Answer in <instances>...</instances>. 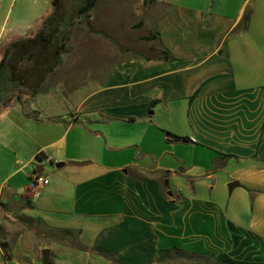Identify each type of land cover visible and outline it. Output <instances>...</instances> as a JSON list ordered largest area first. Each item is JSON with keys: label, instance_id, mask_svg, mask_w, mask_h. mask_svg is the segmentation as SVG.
<instances>
[{"label": "crops", "instance_id": "crops-1", "mask_svg": "<svg viewBox=\"0 0 264 264\" xmlns=\"http://www.w3.org/2000/svg\"><path fill=\"white\" fill-rule=\"evenodd\" d=\"M130 1L154 21L153 53L103 43L91 56L67 42L34 93L2 61L52 2L21 0L31 12L13 24L5 11L15 37L0 43V264L15 236L37 242L38 225L70 230L40 245L50 264H114L93 247L129 264H211L163 251L173 247L264 264V0ZM10 62L30 84L29 62ZM34 172L49 178L38 192Z\"/></svg>", "mask_w": 264, "mask_h": 264}, {"label": "rangeland", "instance_id": "rangeland-1", "mask_svg": "<svg viewBox=\"0 0 264 264\" xmlns=\"http://www.w3.org/2000/svg\"><path fill=\"white\" fill-rule=\"evenodd\" d=\"M2 1V0H0ZM31 3L32 0H26ZM75 0H64V7L71 8ZM42 3L47 8L51 6V0H42ZM6 6V8H5ZM6 9L10 12L9 24L17 22V18L22 21L26 15L30 14L31 9L29 5H23L21 0L9 2L3 6V2L0 5V43L1 45L6 41L7 38L15 35L14 32L9 30V25L1 26V20L5 16ZM82 23H74L70 29L69 43L79 42L83 45L87 54L91 56L95 55L94 50L96 44H114L124 45L127 47L129 54L134 52L153 53L154 48H150L151 45H155L154 39L148 40L144 37L151 32H154V21L150 16L143 17L140 14V4L130 0H99L97 4L88 12L81 17ZM142 19V20H141ZM78 25H81L80 33L78 31ZM87 30V32H85ZM15 37V36H13ZM18 39V38H17ZM84 51L81 53L84 54ZM23 59L22 64H25ZM41 101V95L36 100L37 103ZM60 101V100H59ZM66 103L70 105L71 99H65ZM5 163L2 162L1 165ZM0 171L2 169L0 168ZM43 228V227H42ZM38 231V232H36ZM66 232L59 230L44 231L41 227L34 226V237L33 242H20L19 238L15 236L13 243L10 248V257L7 261L8 264H31L33 259L41 261V250L40 245H61L54 243L51 239L53 236L63 237ZM17 238V239H16ZM0 246L6 247L4 238L0 237ZM18 240V241H17ZM24 240V237H23ZM57 241V240H56ZM44 248L46 246H43ZM61 255V254H60ZM55 261H57L55 259ZM52 261V264L55 263ZM61 263L66 264V256L59 260Z\"/></svg>", "mask_w": 264, "mask_h": 264}, {"label": "trees", "instance_id": "trees-1", "mask_svg": "<svg viewBox=\"0 0 264 264\" xmlns=\"http://www.w3.org/2000/svg\"><path fill=\"white\" fill-rule=\"evenodd\" d=\"M98 1L99 0H75L71 8H66L64 7V0H51L52 10L50 14L43 19L38 30L31 36H22L9 43L8 48L5 50L2 63L8 66V68L10 67L13 79L18 81L19 87L28 86L27 88L30 89V93L36 92L37 88L41 85L44 76L59 63L60 54L64 51V47L69 40L71 27L74 23H82V15L88 14ZM243 21L245 27L248 21L247 16ZM144 38L151 40L157 37L151 32ZM11 59L13 61L16 60L17 62L24 59L29 62V64L26 65L28 70H30V84L26 83L27 81L23 79L25 78L24 76H21L19 72L15 71V65L10 62ZM162 59L169 60L173 59V57H164ZM8 101L9 97H6L3 102L4 105L7 104ZM29 115L36 117V113ZM173 136L175 138L184 139V137L181 136ZM63 231L69 233L70 230L65 229ZM79 246L82 250L87 249V247L82 244ZM93 250L103 255L114 264H129L117 258L118 251L112 252L109 250L98 249L96 247H93ZM163 251H172L177 257L186 256L191 262L204 259L211 264H223L214 259L213 253L208 256H201L194 252H186L177 247ZM158 258L162 259L163 255ZM152 261L153 260H150L146 264H151Z\"/></svg>", "mask_w": 264, "mask_h": 264}, {"label": "water", "instance_id": "water-1", "mask_svg": "<svg viewBox=\"0 0 264 264\" xmlns=\"http://www.w3.org/2000/svg\"><path fill=\"white\" fill-rule=\"evenodd\" d=\"M69 162L73 163V164L85 163L84 161H74V160H70ZM62 164H64V162H58L55 165L60 166ZM236 183L237 182H235V181L230 182L228 184L229 189L231 190L236 185ZM168 194H171V192H168ZM41 262H42V264H50V248L45 247L41 250Z\"/></svg>", "mask_w": 264, "mask_h": 264}, {"label": "built area", "instance_id": "built-area-1", "mask_svg": "<svg viewBox=\"0 0 264 264\" xmlns=\"http://www.w3.org/2000/svg\"><path fill=\"white\" fill-rule=\"evenodd\" d=\"M48 182H49L48 176L40 172H34L31 176V184L35 189V192H38V190L44 185H46Z\"/></svg>", "mask_w": 264, "mask_h": 264}]
</instances>
